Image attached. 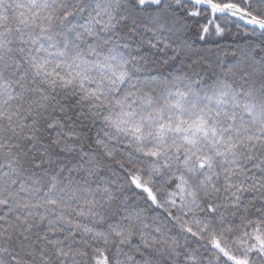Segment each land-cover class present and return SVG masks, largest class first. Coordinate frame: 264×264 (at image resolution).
Here are the masks:
<instances>
[{
  "label": "snow or ice",
  "instance_id": "obj_1",
  "mask_svg": "<svg viewBox=\"0 0 264 264\" xmlns=\"http://www.w3.org/2000/svg\"><path fill=\"white\" fill-rule=\"evenodd\" d=\"M0 264H264V0H0Z\"/></svg>",
  "mask_w": 264,
  "mask_h": 264
}]
</instances>
